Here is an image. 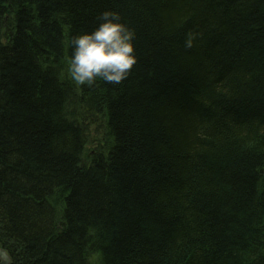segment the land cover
Here are the masks:
<instances>
[{
  "label": "trees",
  "instance_id": "1",
  "mask_svg": "<svg viewBox=\"0 0 264 264\" xmlns=\"http://www.w3.org/2000/svg\"><path fill=\"white\" fill-rule=\"evenodd\" d=\"M107 9L138 62L78 85L71 37ZM92 124L109 139L87 158ZM0 247L10 264H264V0H0Z\"/></svg>",
  "mask_w": 264,
  "mask_h": 264
},
{
  "label": "clouds",
  "instance_id": "2",
  "mask_svg": "<svg viewBox=\"0 0 264 264\" xmlns=\"http://www.w3.org/2000/svg\"><path fill=\"white\" fill-rule=\"evenodd\" d=\"M135 29L118 11L107 9L96 25L71 37L68 74L76 84L93 86L97 80L119 84L127 79L138 57L135 51ZM194 34L189 33L186 47H192Z\"/></svg>",
  "mask_w": 264,
  "mask_h": 264
},
{
  "label": "rangeland",
  "instance_id": "3",
  "mask_svg": "<svg viewBox=\"0 0 264 264\" xmlns=\"http://www.w3.org/2000/svg\"><path fill=\"white\" fill-rule=\"evenodd\" d=\"M67 68H68V66L66 67V69ZM66 71L68 73V69ZM90 127H91V131L89 132V137L87 138V140H88L87 141V149H88V147L93 149L94 147H96L98 145V143L105 146V144H107V140L109 139L108 135L105 131L106 128L104 129L100 125H96V124H92V125H90ZM104 146H103V148H104ZM90 152H91L90 149H88L87 153H86L87 158L89 157ZM96 255L97 254H95L94 257L93 256L92 257L95 260V262L96 261L99 262V257Z\"/></svg>",
  "mask_w": 264,
  "mask_h": 264
},
{
  "label": "water",
  "instance_id": "4",
  "mask_svg": "<svg viewBox=\"0 0 264 264\" xmlns=\"http://www.w3.org/2000/svg\"><path fill=\"white\" fill-rule=\"evenodd\" d=\"M0 259L1 264H10L11 256L4 247H0Z\"/></svg>",
  "mask_w": 264,
  "mask_h": 264
}]
</instances>
